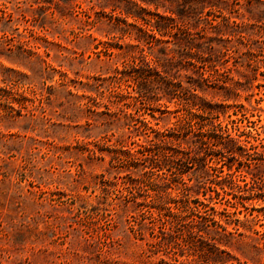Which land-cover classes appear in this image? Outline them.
I'll return each instance as SVG.
<instances>
[{
  "label": "rangeland",
  "instance_id": "374dc122",
  "mask_svg": "<svg viewBox=\"0 0 264 264\" xmlns=\"http://www.w3.org/2000/svg\"><path fill=\"white\" fill-rule=\"evenodd\" d=\"M0 264H264V0H0Z\"/></svg>",
  "mask_w": 264,
  "mask_h": 264
},
{
  "label": "trees",
  "instance_id": "16d2710c",
  "mask_svg": "<svg viewBox=\"0 0 264 264\" xmlns=\"http://www.w3.org/2000/svg\"><path fill=\"white\" fill-rule=\"evenodd\" d=\"M190 131L193 130L194 125L189 126ZM184 128H181L179 130L176 129H170L166 132H164L162 135L157 136L156 141H151L147 144V146H143L140 150V154L143 157H149L151 163L153 164V168L158 169L160 171L159 174L155 173L154 171L150 170L148 172L144 173L143 180H140L139 183L143 184L147 187H150V193L148 192L146 195V199H149L147 202H145V213L154 218L153 220L160 221L161 216L163 215L165 217H172L173 219L177 220L178 218H182L185 213H195L198 212V206L201 208H205V204L202 202H198V200H192L193 198L190 196L188 197L187 194H185L186 190V184L182 182L183 180L180 179L182 182V190H183V200L186 205L179 206L177 201L178 195L172 196L171 192L165 193L162 190L165 188H169L173 190L171 187L172 183H175L179 175L182 172H179L178 170H170V168L167 167V164H169L171 161H173L172 157L176 156L169 155L166 151V146L168 144H173V142H178L179 137L182 133ZM201 131V130H199ZM199 135L201 136V141L204 144H208L209 142V131L205 130L204 132H199ZM207 141V142H206ZM176 144V148L174 150L176 153H183L184 151H181L179 149V142L174 143ZM173 144V145H174ZM169 172V175L172 176L168 177L166 172ZM161 187H164L163 189H160ZM189 204H193V208L190 207ZM172 205V206H171ZM187 211V212H185Z\"/></svg>",
  "mask_w": 264,
  "mask_h": 264
}]
</instances>
